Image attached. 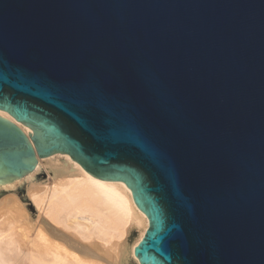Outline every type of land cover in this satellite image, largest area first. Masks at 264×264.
Returning a JSON list of instances; mask_svg holds the SVG:
<instances>
[{
	"label": "water",
	"instance_id": "water-1",
	"mask_svg": "<svg viewBox=\"0 0 264 264\" xmlns=\"http://www.w3.org/2000/svg\"><path fill=\"white\" fill-rule=\"evenodd\" d=\"M0 109V184L67 153L140 264H264V0H0Z\"/></svg>",
	"mask_w": 264,
	"mask_h": 264
},
{
	"label": "bare ground",
	"instance_id": "bare-ground-1",
	"mask_svg": "<svg viewBox=\"0 0 264 264\" xmlns=\"http://www.w3.org/2000/svg\"><path fill=\"white\" fill-rule=\"evenodd\" d=\"M0 117L31 132L1 109ZM147 226L123 181L101 179L67 153L0 184V264H140L133 250Z\"/></svg>",
	"mask_w": 264,
	"mask_h": 264
},
{
	"label": "snow or ice",
	"instance_id": "snow-or-ice-1",
	"mask_svg": "<svg viewBox=\"0 0 264 264\" xmlns=\"http://www.w3.org/2000/svg\"><path fill=\"white\" fill-rule=\"evenodd\" d=\"M119 134L127 137L128 139L135 140V137L129 130L122 129L120 130ZM145 149L147 150V145H145Z\"/></svg>",
	"mask_w": 264,
	"mask_h": 264
},
{
	"label": "rangeland",
	"instance_id": "rangeland-1",
	"mask_svg": "<svg viewBox=\"0 0 264 264\" xmlns=\"http://www.w3.org/2000/svg\"><path fill=\"white\" fill-rule=\"evenodd\" d=\"M31 211H32V212H31ZM29 212H30L31 214H33V215L35 214V213H34L35 211H34L33 208H30V209H29Z\"/></svg>",
	"mask_w": 264,
	"mask_h": 264
}]
</instances>
